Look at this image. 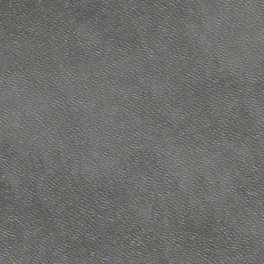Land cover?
<instances>
[{
	"label": "water",
	"instance_id": "95a60500",
	"mask_svg": "<svg viewBox=\"0 0 264 264\" xmlns=\"http://www.w3.org/2000/svg\"><path fill=\"white\" fill-rule=\"evenodd\" d=\"M0 264H264V0H0Z\"/></svg>",
	"mask_w": 264,
	"mask_h": 264
}]
</instances>
